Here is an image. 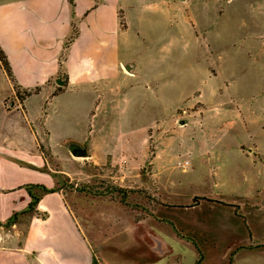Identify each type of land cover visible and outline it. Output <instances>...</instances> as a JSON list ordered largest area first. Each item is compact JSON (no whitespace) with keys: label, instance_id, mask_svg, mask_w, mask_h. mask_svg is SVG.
<instances>
[{"label":"crops","instance_id":"obj_1","mask_svg":"<svg viewBox=\"0 0 264 264\" xmlns=\"http://www.w3.org/2000/svg\"><path fill=\"white\" fill-rule=\"evenodd\" d=\"M152 7L148 0H0V50L12 73L10 79L0 63V223L14 215V225L26 219L20 244L0 246V264H126L114 260L116 231L90 220L74 193L45 194L28 212L27 187L57 185L40 145L59 164L73 159L104 165L119 144L132 150L148 137L143 114L166 103L174 108L180 63L158 57L156 50L160 40L175 47V35H190L179 15L166 28L170 19L166 23L159 6ZM15 88L28 95L19 101ZM235 127L242 139L228 135V152L245 170L229 171L228 177L263 194L254 207L264 212V140L256 139L251 122L252 140ZM75 149L85 155L74 156ZM57 173L67 176L61 165Z\"/></svg>","mask_w":264,"mask_h":264},{"label":"rangeland","instance_id":"obj_2","mask_svg":"<svg viewBox=\"0 0 264 264\" xmlns=\"http://www.w3.org/2000/svg\"><path fill=\"white\" fill-rule=\"evenodd\" d=\"M184 1L148 0L170 19L166 28L179 15L190 35H175V47L160 40L157 56L180 65L174 108L166 103L143 114L148 137L132 150L119 144L104 165L59 164L42 145L39 150L57 174L56 188L74 193L103 231H116V262L195 264L200 252V264H228L231 256L235 264H264L263 251H244L264 248V212L254 207L263 194L227 174L245 170L228 152V135L241 137L233 125L250 133L251 122L256 139L264 140V0ZM60 165L67 176L58 175ZM108 217L119 223L109 226ZM25 229V218L1 225L0 246L17 247Z\"/></svg>","mask_w":264,"mask_h":264},{"label":"trees","instance_id":"obj_3","mask_svg":"<svg viewBox=\"0 0 264 264\" xmlns=\"http://www.w3.org/2000/svg\"><path fill=\"white\" fill-rule=\"evenodd\" d=\"M0 63L2 65V68L4 69V71L6 72L7 76L11 79L12 78V73H11L10 66H9V64H8V62L6 60V57L4 56V54H3V52L1 50H0ZM15 93H16V97L18 98L19 101H22L24 99V97L26 95H28V94H25V93H24V95H22L20 93V91L17 90L16 88H15ZM34 190H39V192L36 193V192H34ZM27 191H28V194H29V197H30V202H29V205H28V212H35V207H36L37 203L39 202L40 198L43 195H45V194L55 193V192L58 191V189L57 188L47 189V188H45L44 186H41V185H32V186L27 187ZM75 191H77L78 193H84L82 190L75 189ZM120 202L122 204H124L125 200L122 198L120 200ZM232 208L235 209V214L237 215L238 206H233ZM15 222H16V215H14L12 218H10L8 220V222L5 223V225H14ZM1 225H4V224L0 223V226ZM198 255H199V257H198V259H197L195 264H200V261H201L200 252H198ZM231 257L229 258V263L228 264H232V258ZM93 264H97V262L94 260Z\"/></svg>","mask_w":264,"mask_h":264},{"label":"water","instance_id":"obj_4","mask_svg":"<svg viewBox=\"0 0 264 264\" xmlns=\"http://www.w3.org/2000/svg\"><path fill=\"white\" fill-rule=\"evenodd\" d=\"M73 155L76 157H82L85 155L84 151L80 150V149H75L73 150Z\"/></svg>","mask_w":264,"mask_h":264}]
</instances>
